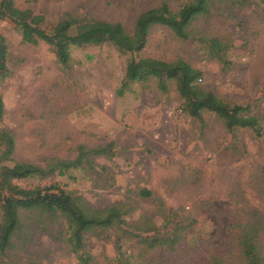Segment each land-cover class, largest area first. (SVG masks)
I'll return each mask as SVG.
<instances>
[{"label": "rangeland", "instance_id": "rangeland-1", "mask_svg": "<svg viewBox=\"0 0 264 264\" xmlns=\"http://www.w3.org/2000/svg\"><path fill=\"white\" fill-rule=\"evenodd\" d=\"M191 1L14 4L42 15L47 30L71 14L118 22L132 34L141 12L166 3L178 14ZM0 34L9 71L0 82V126L14 138L13 161L45 168L74 159L79 146L112 143L114 151L111 158L93 160L91 169L15 184L56 185L94 211L122 205L126 221L136 225L126 233L89 234L85 248L75 252L64 219L20 210V229L11 248L0 252V264H245L239 246L245 232L255 235L264 264V0H212L210 14L192 21L186 41L154 26L139 52L123 53L111 43L71 47L66 69L45 43H24L11 20L0 19ZM145 58L182 59L199 70L196 83L243 107L242 115L259 118L261 136L250 129L228 132L209 112L200 119L188 116L172 80L130 83L118 96L127 64ZM143 190L148 198L140 195ZM146 239L169 244L150 249Z\"/></svg>", "mask_w": 264, "mask_h": 264}, {"label": "trees", "instance_id": "trees-1", "mask_svg": "<svg viewBox=\"0 0 264 264\" xmlns=\"http://www.w3.org/2000/svg\"><path fill=\"white\" fill-rule=\"evenodd\" d=\"M212 0H192L183 6L178 14H173L166 3L147 9L139 14L134 30L129 34L121 23L106 22L90 16L76 17L66 14L50 30L44 27V17L35 15L29 9L20 10L14 0L0 1V19L11 20L24 43L48 45L56 62L63 68L69 67L70 48L87 45L101 46L111 43L123 53L139 52L145 45L146 37L154 26L166 27L175 38L181 41L190 39V25L198 16L210 14ZM250 0H242V4ZM214 44H217L213 40ZM8 48L0 34V82L8 78L6 65ZM201 72L192 68L182 59L173 62L145 58L130 61L125 69L124 79L117 95L122 96L130 83L145 82L149 78L159 82L172 80L176 91L183 101V112L190 117L200 119L203 112L214 114L228 132L237 129H250L261 136V125L256 116L242 115L243 107L226 103L212 92L202 89L196 82ZM4 115V102L0 94V125ZM0 252L11 248L13 239L20 229L19 211H36L41 215L60 216L70 230L69 243L75 252L85 248L86 236L98 231L118 230L122 233L135 229L125 217L128 211L122 205H114L100 211L91 210L81 196L65 192L56 185L50 187L21 188L16 181L33 177H49L57 173L64 176L70 169L93 168V160L114 155L113 144L87 148L79 146L72 160H54L42 168L33 164L18 163L12 159L14 138L0 126ZM142 197L148 198L150 192L143 190ZM148 248L168 245V239L144 240ZM173 244V243H172ZM240 250L245 264H262V258L254 234L245 232L240 237Z\"/></svg>", "mask_w": 264, "mask_h": 264}]
</instances>
